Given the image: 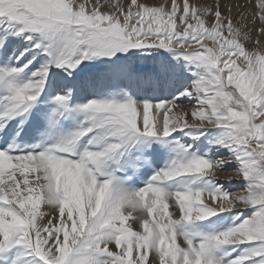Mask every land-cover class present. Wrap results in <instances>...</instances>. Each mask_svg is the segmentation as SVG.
<instances>
[{"label":"snow or ice","instance_id":"6c2138e0","mask_svg":"<svg viewBox=\"0 0 264 264\" xmlns=\"http://www.w3.org/2000/svg\"><path fill=\"white\" fill-rule=\"evenodd\" d=\"M10 36L41 60L27 76L32 59L0 64V264H264V45L249 49L219 5L189 0H0V48ZM184 73L170 99L136 88ZM178 101L188 107L174 112ZM18 117L43 129L36 143L8 138ZM226 169L235 193L216 177ZM234 209L230 226L199 227Z\"/></svg>","mask_w":264,"mask_h":264},{"label":"rangeland","instance_id":"374dc122","mask_svg":"<svg viewBox=\"0 0 264 264\" xmlns=\"http://www.w3.org/2000/svg\"><path fill=\"white\" fill-rule=\"evenodd\" d=\"M81 2H84V0H81ZM106 2L109 5L123 4L126 7L127 3H129L130 0H100L101 4H105ZM142 2H147L150 5H159L161 3H164L165 0H142ZM189 3L194 4L198 7H212L213 10H215L216 6L219 5L220 10L222 12V15H224V16L230 15L231 18H233V20H235V21H236V19L241 20L240 21L241 23L239 22V20H238V22L241 24L242 30L245 28L247 29V27L245 26V25H247V22L242 20L243 17L241 16V15H244L243 12L245 13V11L247 10L250 13H252V12L254 13V11H255L254 14L253 13H252V15L250 14L251 18L253 19L252 21L254 22L255 25L259 26V29L264 28V21H261V19H260V16L264 15V10H261L259 8L260 0H189ZM248 8L250 10H248ZM230 9H232V11ZM103 10L104 11H111L112 8H111V6H109V7H105ZM249 12H247V13H249ZM239 13L240 14L242 13V14L240 15ZM237 14L239 15V18H237L238 17ZM205 19H206V21L209 22V23H206V26H210V22L213 20L212 17H206ZM242 21L245 23L243 24ZM243 25L245 28L243 27ZM248 29H249V27H248ZM259 29H257V30L259 31ZM257 30L254 34H252L253 31L250 30V33L254 36L248 34L250 36V42L248 41L249 45L248 46L246 45V47H248L249 49L256 46V45H254L256 43V41H259L261 43L264 40V31L258 32ZM225 35H227V33H225ZM259 37H260V40H256ZM242 42H244V41H242ZM212 43H213L212 41L210 43L207 41V44L209 46H211ZM260 45H264V41ZM25 49H27V51H25ZM21 53H23V55H21ZM151 55L155 57V56H159L160 53L153 52ZM164 55L167 56L168 54L164 53ZM17 56L20 57L19 60L16 59ZM33 57H35V59H33ZM168 58L171 59L170 56ZM30 59H32L33 62L31 65H29V67L27 69H25V72L22 74L23 76H27L33 68H35L39 65V62L41 60V55L39 54L38 50L31 48L30 42L25 41L22 36H19V37L10 36L8 38L6 44H5V47L0 48V64L7 63L10 65L20 66V65L26 63ZM141 63L151 64L152 61H151V59H148V60L141 61ZM186 76H188V74L184 73L183 76L178 77L172 85L163 86L160 88L154 89V88L144 87V86H140V85H137L136 88L138 91L144 93L145 95L151 96L153 98L170 99L171 96L175 95L174 88L182 87L188 82L184 78ZM63 83H64V81H63L62 77L60 76L58 70L56 71V74H53L50 72V82H49V88L50 89H52V90L58 89ZM186 107H188L186 103L178 101L176 103V106L174 107L173 111L174 112L180 111ZM189 121L191 122L190 116H189ZM28 122H29V120L25 121V123H23V124L26 125V123H28ZM16 126H18V125H16ZM26 126H24L23 130H21V134L18 135L17 140H16L21 147L32 145V144L36 143V141L40 138L39 135H36V136L32 135L33 137L31 136L30 138H24V140H22V142H21L20 137L26 131V129H27V128H25ZM28 126H29V123H28ZM70 126H71V124H70ZM9 129H12V127L11 128L9 127ZM173 135L179 136V138H182L183 141L185 139L186 143L192 142L189 137L183 136L182 133H173ZM2 136H3V134L2 135L0 134V139ZM23 141L25 143H23ZM201 142H203L206 145V141H205L204 137H201L200 140L196 142V144L199 145ZM164 158L166 159V156L163 153H160L155 158V161L152 164V166L160 167L161 164L163 165V163H165ZM161 159H164V160L161 162ZM156 163H160V164H156ZM146 169L147 170H145L143 172L144 174H147L148 172H150L152 167L146 168ZM230 174H232V173L226 169L224 172H218L216 174V177H217V179H219V182L224 184L225 188H227L229 191H232L233 193H235L239 188H241L243 186V183L240 180L233 179V180H229V182H235L234 185H231L229 187L227 185H225V181H227L225 179ZM132 181H133V184L135 185L136 184L135 182H137V177L133 178ZM236 182H239V183L236 184ZM205 198H207L206 194H205ZM233 211H235V209L232 210L231 212H233ZM236 211L240 212L239 209H236ZM250 212H251L250 209L245 210L243 213H241V215H242L241 217H243V215L250 214ZM42 214L45 215V213H42ZM217 218H218L217 216L211 217V218H209V220L204 221L202 223V225H199V227H202L205 230H209V229L215 230L218 226V223H215V222L211 223L210 220L214 221ZM232 221H234V220H231V223H233ZM43 222L46 223L47 220L45 219ZM221 226H223V228H226L227 225L223 223V224H221Z\"/></svg>","mask_w":264,"mask_h":264},{"label":"bare ground","instance_id":"6f19581e","mask_svg":"<svg viewBox=\"0 0 264 264\" xmlns=\"http://www.w3.org/2000/svg\"><path fill=\"white\" fill-rule=\"evenodd\" d=\"M178 2H182V0H178ZM194 2V1H193ZM246 4V3H245ZM244 4V5H245ZM246 7V6H245ZM252 8V7H251ZM231 11H232V9H230ZM248 10H250L249 8H248ZM252 10V9H251ZM253 11V10H252ZM243 12V11H242ZM247 12H249V11H245V13L243 12V14L244 15H241L240 13V15L243 17V19L242 20H244V21H246L247 22V25H245L246 27H247V29L244 27V25H243V27L245 28V29H243V31L244 32H246L247 34H250V35H252V34H254L255 32H256V30L257 29H259V26L258 25H255L254 24V22L252 21L253 19L251 18V15H252V13H247ZM254 13H255V11H254ZM253 13V14H254ZM232 14V13H231ZM251 14V15H250ZM238 15V14H237ZM233 17V16H232ZM235 17V16H234ZM237 18H239V15H238V17ZM212 19H214V17H212ZM232 20H233V18H232ZM239 20V19H238ZM238 20L236 19V21L235 20H233V23H234V25L235 26H240L239 28L241 29L242 28V26H241V20H239V22H238ZM243 22V21H242ZM245 22H243V24H244ZM248 27H249V29H248ZM250 30L251 31H253L252 32V34L250 33ZM258 31V30H257ZM258 32H260V31H258ZM257 34V33H256ZM259 35V34H258ZM252 36H254V35H252ZM262 37V36H261ZM263 38V37H262ZM256 40H260V37L258 38V39H256ZM264 41V40H263ZM263 41L261 42V43H263ZM208 42L210 43L211 42V40H208ZM257 42H259V41H256V43L254 44V45H256L257 46ZM244 43L248 46L249 44H248V41H244ZM260 42H259V44H261ZM251 45V44H250ZM253 45V44H252ZM196 45L195 44H193V45H191V47H195ZM157 93V92H156ZM20 117H18V118H16L14 121H10L9 122V127L11 128L12 127V129H9V134H8V138L9 139H11L12 137H15V139L17 140V135H16V133L18 132L19 134H21V130H23V128H24V126H26L25 128H27L26 129V131L24 132V134H22V136L20 137V141L22 142V140H24V138H30L32 135H39L38 133L40 132V131H42L43 129L41 128V127H38L37 125H36V123L34 122V118H30L29 119V126H28V123H26V125L25 124H21L20 123ZM16 125H18V126H16ZM70 126V123L68 124V125H66V127H69ZM1 135H2V133H0ZM34 136V137H35ZM174 137H177L176 135H173ZM33 137V136H32ZM1 139H3V136L1 137ZM182 139V138H181ZM27 141V140H26ZM184 142H185V139H184ZM23 143H25L24 141H23ZM205 147V144L203 143V142H201L200 144H199V150H203V148ZM165 159V158H164ZM164 159H161V162L164 160ZM156 164H160V163H156ZM164 164V163H163ZM160 166H162V164L160 165ZM153 168H157V167H155V166H152V169ZM152 169H151V171L150 172H148L147 174H144L143 172L145 171V170H147V169H143L142 171H141V175L140 176H138L137 177V182H135L136 184L134 185L133 184V181H130L129 182V185L130 186H133V187H139L142 183H143V181L144 180H146L147 178H148V176H150L151 174H152ZM237 183H239V182H236V184ZM235 184V182H229V180H227V181H225V185H227L228 187L229 186H231V185H234ZM40 211H41V213H45V216H47V218L48 219H53V222H55V216H56V213H52L51 215H48L49 214V212H50V207L49 206H47V205H41V209H40ZM237 213H238V211H236V209H235V211H233V212H222V213H219L218 214V218L216 219V220H210V222L211 223H218V226H217V228L215 229V230H221V229H224L223 228V226H221V224H226L227 226L226 227H228V226H230L232 223H231V220H233V217H235L236 215H237ZM137 215H138V213L137 212H133V216L129 219V223H131L132 224V226H133V229L134 230H140V228H139V222L136 220V217H137ZM242 216V215H241ZM242 218V217H241ZM232 222H234V221H232ZM246 247H248V245H239L237 248H236V250L234 251V252H232V255L233 256H235V255H237V254H239V252L242 250V249H244V248H246Z\"/></svg>","mask_w":264,"mask_h":264}]
</instances>
